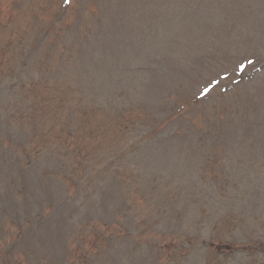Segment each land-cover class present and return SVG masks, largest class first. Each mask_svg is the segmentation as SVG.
Masks as SVG:
<instances>
[{"label":"rangeland","instance_id":"1","mask_svg":"<svg viewBox=\"0 0 264 264\" xmlns=\"http://www.w3.org/2000/svg\"><path fill=\"white\" fill-rule=\"evenodd\" d=\"M85 241L264 264V0H0V264Z\"/></svg>","mask_w":264,"mask_h":264},{"label":"trees","instance_id":"2","mask_svg":"<svg viewBox=\"0 0 264 264\" xmlns=\"http://www.w3.org/2000/svg\"><path fill=\"white\" fill-rule=\"evenodd\" d=\"M21 98L22 97L20 94V98H19L18 102L21 101ZM77 160L79 161V163H83V160H81V158H77L76 159V166H78ZM84 162H86V161H84ZM74 170L76 171L75 168H74ZM70 176L74 177V179H75V175L71 174ZM103 236H105V230L104 229L100 230V232L99 231L92 232V233L91 232H88V233L84 232V235H83V237H88L92 241L96 240V238H98V237H103ZM85 242H86V245H83L85 248L83 246H79V247H77V249L75 251V253H77V260H76L77 264L83 263L87 259V257L93 253L92 252L93 250L99 249V248H95V245L89 246V242L88 243H87V241H85ZM96 245H98V242L96 243Z\"/></svg>","mask_w":264,"mask_h":264},{"label":"snow or ice","instance_id":"3","mask_svg":"<svg viewBox=\"0 0 264 264\" xmlns=\"http://www.w3.org/2000/svg\"><path fill=\"white\" fill-rule=\"evenodd\" d=\"M66 2L70 3V2H71V0H66ZM249 63H252V61H249Z\"/></svg>","mask_w":264,"mask_h":264}]
</instances>
